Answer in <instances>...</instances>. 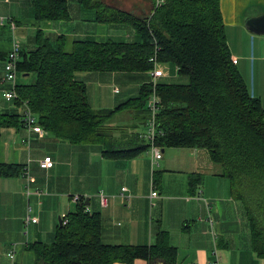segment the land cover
I'll list each match as a JSON object with an SVG mask.
<instances>
[{"label": "trees", "instance_id": "1", "mask_svg": "<svg viewBox=\"0 0 264 264\" xmlns=\"http://www.w3.org/2000/svg\"><path fill=\"white\" fill-rule=\"evenodd\" d=\"M29 1L36 21L70 18L66 0ZM98 12L100 22L133 26L137 40L69 41L62 35L50 40L38 29L34 48L21 50L17 62L18 73H29L33 80L16 84L11 102L18 109L0 113V128L23 126L20 107L26 101L37 124L51 135L72 144L97 145L105 158L135 157L148 150V142L142 134L132 133L129 138L136 142L120 144L111 135L110 123L123 111L128 112L127 117L131 115L134 124L145 127L149 117L146 103L152 91L149 80L136 96L115 108L94 110L86 84L76 73L149 72L153 67L149 59L155 55L158 63L173 64L179 75L187 77L186 83L155 85L159 97L156 125L162 132L156 144L161 149L207 150L229 180L233 196L242 202L253 249L264 258V107L259 98L248 93L232 63L219 0H164L145 18L104 6ZM23 169L0 162V177L18 176ZM197 182L191 175L189 184ZM28 249L34 264H133L135 259L147 264H176L177 258V248L164 230H159L148 246L103 242L100 215L87 210L82 196L61 219L51 242L34 241L28 243Z\"/></svg>", "mask_w": 264, "mask_h": 264}, {"label": "crops", "instance_id": "2", "mask_svg": "<svg viewBox=\"0 0 264 264\" xmlns=\"http://www.w3.org/2000/svg\"><path fill=\"white\" fill-rule=\"evenodd\" d=\"M66 1L70 16L67 20L36 21L29 0H0V16L14 21L21 50H30L34 48V35L38 29L50 40L62 35L69 41H104L114 40L107 38L108 31L114 27L122 28L129 37L115 41L137 40L133 26L100 22L98 11L104 6L145 18L153 6L152 0ZM219 8L231 59L237 60L235 66L248 93L259 98L264 107V35L252 33L245 26L247 17L264 14V0H219ZM11 39L10 25L7 22L0 25V76ZM163 72L158 79L161 83H173L168 79L181 76L170 63H164ZM76 77L86 84L90 106L92 87L99 96L98 108H91L102 110L113 109L127 98L136 96L140 86L148 81L149 72H78ZM32 80L30 74L17 75V83ZM4 87L7 85L0 83V113L17 108L2 97ZM128 118L129 128L126 129L114 126V119L110 123L113 125L111 135L123 145L133 143L129 138L132 133L138 135L144 131V125L134 124L131 115ZM26 135V129L21 125L0 128V162L28 167V181L22 173L0 177V264H34L28 243L53 240L60 216L71 211L77 203L71 199L72 195L85 197L87 210L99 213L101 239L105 243L148 246L154 243L156 233L164 230L171 245L177 248L176 264H210L216 255L218 264H264V258L253 249L244 207L232 196L228 179L211 161L207 150L162 148L155 175L151 174L148 150L132 158L111 159L103 157L97 145L72 144L44 130L39 134L32 133L28 143ZM44 155H50L54 160L50 169L38 165ZM191 175L198 178L195 186L189 184ZM27 184L31 191L40 189L42 193L27 194ZM123 186L131 194L129 202H124L118 195ZM152 190L158 193L156 197H150ZM99 192L107 195L106 205L101 204ZM27 213L35 216L37 221L25 227ZM12 251L13 258L7 255ZM133 264L147 263L135 259Z\"/></svg>", "mask_w": 264, "mask_h": 264}, {"label": "built area", "instance_id": "3", "mask_svg": "<svg viewBox=\"0 0 264 264\" xmlns=\"http://www.w3.org/2000/svg\"><path fill=\"white\" fill-rule=\"evenodd\" d=\"M163 1L164 0H153L152 11L154 7H158L160 4L163 3ZM6 22L10 25V28L12 30V39L10 43V49L7 51L6 58L4 60L3 71L0 76V83L7 85V87H4L1 89L2 97L7 101H11L12 99L16 97L15 86L17 84V75H18L17 62L19 61V58H20L19 56H20V51H21V40H20L19 35L16 32L17 26L14 23V21L8 17L0 16V25H4ZM149 60L152 62V65H153L152 69L149 71V79H148L149 82L151 83L152 91L146 103V106L149 112V117L146 120L142 136L145 138V140L149 144L148 152L150 153V156H151L150 165H151V174H153L155 167L158 165V160L161 158V151H160L161 148L156 144L155 140L162 133L161 130L158 129L156 125V113L159 107V97L156 94L155 85L157 84L158 79L164 75V72L161 68H158L159 63L156 61L155 55H153ZM231 60L233 64H236L237 62L236 59L232 58ZM20 113L22 115L23 126L25 127L26 132H27V135H26L27 138L25 141L28 143L29 140L31 139L32 133H37V134L42 133L43 129L37 124V118L35 114L31 111V109L29 108L26 101L22 102L21 107H20ZM38 165L42 169H50L54 165V160L50 155H44L38 161ZM22 174L28 181V167L27 166L24 167ZM152 188H153V185H152ZM26 193L27 194L34 193V194L39 195L40 193H42V191L40 189H34L31 191L27 184ZM118 195L124 202H129L131 198V194L127 191V188L124 186L120 188ZM157 195L158 193L155 190H152L150 193L151 198L156 197ZM80 197H81L80 195H72L71 199L74 202H78L80 200ZM98 197L102 205L107 204L108 198L105 193L99 192ZM64 217H65V213L60 216V219L62 218L64 219ZM36 221H37V218L35 216H32L29 213H27L24 219L25 227H27L29 223H35ZM64 222L65 220H63V223ZM26 232L27 231H24V233ZM14 246L15 245H13V248ZM214 252H215V248H214ZM7 255L13 258V251L9 252ZM210 264H218L217 255L214 261H212Z\"/></svg>", "mask_w": 264, "mask_h": 264}, {"label": "rangeland", "instance_id": "4", "mask_svg": "<svg viewBox=\"0 0 264 264\" xmlns=\"http://www.w3.org/2000/svg\"><path fill=\"white\" fill-rule=\"evenodd\" d=\"M99 13V12H98ZM107 26V24H105ZM108 34H109V37L107 38H111V39H114V40H128L129 37H126L125 36V33L123 32L122 28H111L110 31H108ZM35 36V35H34ZM158 67L161 68L162 70L164 69V63H159L158 64ZM176 76L178 75H175V77L173 78H170L168 79L167 81L168 82H186L187 81V77L185 76H179V78H176ZM159 82V81H158ZM157 82V83H158ZM92 87V86H91ZM91 92H92V97H93V100H92V105L94 108H98L97 106H99L98 104H100L101 101H99V96L98 94L94 91L93 87L91 88ZM121 98H125L127 96H119ZM108 98L111 100V97H110V93H108ZM128 115V112H121L120 114H117L113 119L116 121V126H119V127H124L125 129L126 128H129V119L128 117L126 116ZM112 119V120H113ZM140 128V127H139ZM137 140H133V142H136ZM87 145H94V144H87ZM155 169H157V166L155 167ZM229 181V180H228ZM233 196V195H232ZM234 197V196H233ZM242 203V202H241Z\"/></svg>", "mask_w": 264, "mask_h": 264}, {"label": "water", "instance_id": "5", "mask_svg": "<svg viewBox=\"0 0 264 264\" xmlns=\"http://www.w3.org/2000/svg\"><path fill=\"white\" fill-rule=\"evenodd\" d=\"M246 28L252 33L264 35V14H261L256 17H247L245 19ZM29 73H25L28 75ZM85 205H87V201L85 200ZM61 223V219L59 220V224Z\"/></svg>", "mask_w": 264, "mask_h": 264}]
</instances>
